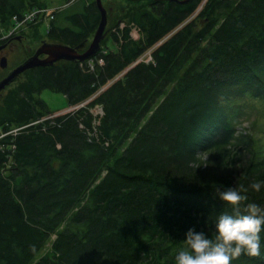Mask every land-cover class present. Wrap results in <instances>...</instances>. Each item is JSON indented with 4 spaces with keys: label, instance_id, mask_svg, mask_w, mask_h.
<instances>
[{
    "label": "trees",
    "instance_id": "obj_1",
    "mask_svg": "<svg viewBox=\"0 0 264 264\" xmlns=\"http://www.w3.org/2000/svg\"><path fill=\"white\" fill-rule=\"evenodd\" d=\"M148 1L138 40L124 27L117 50L100 45L93 72L86 60L32 68L17 121H0L9 130L60 111L39 98L44 89L75 105L105 86L88 104L103 105L107 147L78 128L84 108L0 138V264H175L189 228L210 238L216 216L231 212L217 189L264 181L249 135L235 134L223 106L264 99V0H208L197 13L201 0ZM36 6L47 5L0 0V24ZM52 13L46 34L71 47L86 45L100 19L95 0ZM149 49L154 64L139 59ZM247 195L264 209V187ZM260 236L261 255L232 264H264Z\"/></svg>",
    "mask_w": 264,
    "mask_h": 264
},
{
    "label": "rangeland",
    "instance_id": "obj_2",
    "mask_svg": "<svg viewBox=\"0 0 264 264\" xmlns=\"http://www.w3.org/2000/svg\"><path fill=\"white\" fill-rule=\"evenodd\" d=\"M46 3V7L52 12L58 10L60 7L67 3L63 0H39ZM78 1V0H76ZM92 0H86V2ZM104 8L106 9V25L104 28V36L100 42V45L106 44L109 49L117 50L120 47V42L114 39V32L118 30L120 23H124L125 27H128V38H133L129 35V29L132 26L140 28L135 21L142 22L140 15L146 9H150L151 1L148 0H101ZM208 0H201L197 11H201L204 3ZM38 7V6H37ZM198 12V13H199ZM194 13V14H195ZM214 13H218L214 11ZM193 14V15H194ZM220 14V13H219ZM191 15V17L193 16ZM194 16L196 21V28H200L203 25L202 18ZM190 17V18H191ZM222 19L223 14L220 16ZM189 18V19H190ZM11 22L7 25H2L8 28ZM49 23V21H48ZM46 22H38L37 24H29L24 27L22 32L23 39L21 41H12L8 45L9 52H1L2 55H6L7 63L5 68L0 67V77H3L11 68L17 66L20 62H24L28 59L33 51L28 52V46L40 47L43 41H50L56 43H62L55 38H51L46 34ZM1 26V25H0ZM94 31L89 35L85 48H87L93 37ZM18 36V35H17ZM19 37V36H18ZM141 37V34H140ZM139 37V38H140ZM138 38V39H139ZM13 39V38H11ZM11 39L0 42L7 43ZM136 39V40H138ZM15 40V39H14ZM124 41V39H123ZM3 44V45H5ZM6 46V45H5ZM150 50V49H149ZM147 50L145 53L148 55ZM144 53V54H145ZM143 54V55H144ZM67 62L66 60L57 61V64ZM86 63V61H85ZM21 64V63H20ZM33 70L28 69L21 73L13 82H11L6 88L0 92V121H10L15 123L18 118V110L21 105H24L26 101V95L23 94L25 87L30 81ZM39 98L44 102L49 111H57L66 108L69 104L64 94L54 92L49 89H44L40 92ZM224 109L227 112V120L229 124L234 128L235 134L241 133L249 135L252 141V154L251 160L253 162L264 164V99L252 98L248 95L241 97H230L224 102ZM85 111V109H84ZM83 111V112H84ZM10 124L11 128H15L17 124ZM0 125V129H1ZM202 159H205L207 155H200ZM54 235L51 239H54ZM51 242V240H49ZM49 249V242L45 245L44 251ZM43 252V251H42Z\"/></svg>",
    "mask_w": 264,
    "mask_h": 264
},
{
    "label": "clouds",
    "instance_id": "obj_3",
    "mask_svg": "<svg viewBox=\"0 0 264 264\" xmlns=\"http://www.w3.org/2000/svg\"><path fill=\"white\" fill-rule=\"evenodd\" d=\"M262 187L264 181H253L247 187L217 189L219 200L231 206V212L216 216L210 238L189 228L175 250V264H232L241 255L260 256L264 209L246 202L249 190L260 192Z\"/></svg>",
    "mask_w": 264,
    "mask_h": 264
},
{
    "label": "built area",
    "instance_id": "obj_4",
    "mask_svg": "<svg viewBox=\"0 0 264 264\" xmlns=\"http://www.w3.org/2000/svg\"><path fill=\"white\" fill-rule=\"evenodd\" d=\"M76 0H67V3L64 5H69ZM53 17V13L50 9L43 7V6H36L27 11H24L20 14H14L12 16V23L8 28L3 27L1 24L0 26V42L6 41L8 39L14 38L17 35H21L24 31V27L29 24H37L38 22H46ZM124 23H120L118 26V30L114 33L117 37L118 42H123L122 31L124 30ZM141 30L137 28V26H132L129 29V35L136 40L140 37ZM103 52H105V48H103ZM140 60L144 62H150L154 64V60L150 54V50L148 51V55L145 53L144 55L139 57ZM104 60L101 56H95L94 58H90L86 60L85 69L87 71H94L96 66H102ZM81 64V63H80ZM105 86H101L94 94L83 100L82 102L69 105L68 107L53 112L50 114H46L43 117L36 118L29 123L17 126L15 128H11L9 130H3V127L0 129V138L6 134H16L22 129H26L30 125H36L40 123L42 130H47L49 127L52 126H59L61 121L57 119L59 115L70 113L73 114L75 111L79 110L80 108H84L86 113L82 116H79L78 119V128L85 134L87 141H95L100 143L102 146L107 147L110 143V140L103 137L100 134V125H101V118L104 115V108L103 105L99 102H96L92 105H89L88 102L91 101L98 93H100ZM87 114V116H85ZM84 118H89V124L87 125L84 121ZM1 146V145H0ZM11 149L13 150L15 145L12 143L10 145Z\"/></svg>",
    "mask_w": 264,
    "mask_h": 264
},
{
    "label": "water",
    "instance_id": "obj_5",
    "mask_svg": "<svg viewBox=\"0 0 264 264\" xmlns=\"http://www.w3.org/2000/svg\"><path fill=\"white\" fill-rule=\"evenodd\" d=\"M165 1H174L177 3H185L188 0H165ZM95 4L97 10L100 14V19L98 25L94 31L93 37L88 44L87 48L83 52H79L78 49L84 47L85 42L77 45L76 47H71L61 43H47L43 42L37 52L26 59L21 64L15 66L9 73L0 79V92L4 88H6L14 79L19 76L21 73L28 69H32L38 66H47L51 65L59 60H66V61H85L87 59L92 58L100 49V42L104 36V28L106 25V9L104 8L101 0H95ZM14 39L21 40L20 37L15 36L9 42ZM7 42L5 45H7ZM5 45H0V49H2ZM44 53L47 56L45 58H38V55ZM6 65V58L2 57L0 59V67L5 68Z\"/></svg>",
    "mask_w": 264,
    "mask_h": 264
},
{
    "label": "flooded vegetation",
    "instance_id": "obj_6",
    "mask_svg": "<svg viewBox=\"0 0 264 264\" xmlns=\"http://www.w3.org/2000/svg\"><path fill=\"white\" fill-rule=\"evenodd\" d=\"M18 36L21 38V40L23 39L22 35H18ZM21 40H19V39H15V40H12V41H21ZM12 41H11V42H12ZM43 42H47V43H56V42H50V41H46V40L43 41ZM43 42H42V43H43ZM3 44H5V43H1L0 45H3ZM9 44H10V42H9L6 46H4L2 49H0V59H1L2 57H5V58H6V55H5V56L2 55L1 52H4V51H5V52H9V49H8V45H9ZM61 44H63V43H61ZM27 48H28V49H27L28 52L34 50L33 53L35 54V53L37 52V50H38L40 47H38V46H37V47H36V46H30V45H29ZM85 49H86V48H81V49H78V51H79V52H83ZM34 54H31V56H33ZM31 56H29V57H31ZM46 56H47L46 54L41 53V54L38 55V58L42 59V58H45ZM29 57H28V58H29ZM59 61H60V60H59ZM22 62H23V61H22ZM22 62H20V63H22ZM6 63H7V58H6ZM20 63H19V64H20ZM56 63H57V62H55V63H53V64H56ZM19 64H17V65H19ZM1 68H2V67H1ZM13 68H14V67H13ZM13 68H11L10 70H12ZM10 70H9V71H10ZM9 71H8L4 76H6V75L9 73ZM4 76H3V77H4ZM3 77H0V79L3 78ZM17 77H18V76H17ZM17 77H16V78H17ZM14 80H15V79H14Z\"/></svg>",
    "mask_w": 264,
    "mask_h": 264
},
{
    "label": "crops",
    "instance_id": "obj_7",
    "mask_svg": "<svg viewBox=\"0 0 264 264\" xmlns=\"http://www.w3.org/2000/svg\"><path fill=\"white\" fill-rule=\"evenodd\" d=\"M68 106H69V105H68ZM68 106H67V107H68Z\"/></svg>",
    "mask_w": 264,
    "mask_h": 264
}]
</instances>
